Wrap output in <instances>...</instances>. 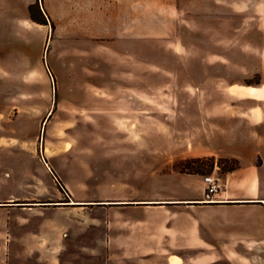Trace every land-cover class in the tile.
Segmentation results:
<instances>
[{
    "label": "rangeland",
    "instance_id": "374dc122",
    "mask_svg": "<svg viewBox=\"0 0 264 264\" xmlns=\"http://www.w3.org/2000/svg\"><path fill=\"white\" fill-rule=\"evenodd\" d=\"M185 2L183 8L192 11H179L178 30L172 34L178 44L174 42V54L165 60L153 46L162 18L159 11H147V88L169 84L174 93L147 96L145 127H122L118 136L106 126V112L96 114L75 105L87 104L90 89L82 79L75 84L83 69L74 63V37L56 41V23L41 10V0L28 11H0V264H185L180 257L192 255L169 258L160 248L163 237L174 233L177 218L182 230H175L188 232L189 210L169 207L167 213H155L141 205L103 204L172 197L177 185L166 173L185 179L195 175L189 169L178 170L186 160L209 159L200 175L218 181L240 167L238 159L220 154L228 146L222 143L238 135H224L217 127L230 122H215L224 112L237 117L235 128L248 134L249 112L244 107L248 89L261 82L255 71L264 61V15L253 13L264 11V0ZM30 7L46 24L32 19ZM256 38L258 51L251 46ZM58 48L65 61L58 57ZM173 56L185 77L163 84L155 75L175 71L168 63ZM226 105H236L238 111L225 112ZM96 121L102 127H89ZM121 151H129L128 160L115 165ZM213 151L219 154L210 155ZM262 162L257 156L256 164ZM243 175L235 185L245 189L259 180L264 192V167ZM195 214L209 228L215 223L207 229L209 237L228 241L245 228L264 225V211L216 209ZM249 220L256 222L243 228L241 223ZM170 241L165 240L166 251ZM193 258V264L252 259L232 254L222 262H214V256Z\"/></svg>",
    "mask_w": 264,
    "mask_h": 264
},
{
    "label": "crops",
    "instance_id": "0c3cea01",
    "mask_svg": "<svg viewBox=\"0 0 264 264\" xmlns=\"http://www.w3.org/2000/svg\"><path fill=\"white\" fill-rule=\"evenodd\" d=\"M36 2L37 0H0V11H28V7ZM183 3L186 4L185 0H41V10L47 11L52 22L56 23L58 32L56 41H60L61 38L74 37V63L79 62L77 66L83 69L79 72L80 78L76 77L75 84L82 79L85 81L86 88L90 89L87 104H82L83 101L79 103L75 101V105H79L81 109L88 108L96 114L106 112L110 116L106 119V126L113 129L114 136H118L117 130L122 127H145L147 96L174 93L172 87L167 88L169 84L161 88H147V11H159L162 18L160 29L155 35V45H152L157 46L160 51L156 49L160 52L161 59L165 60L167 54L174 52V42L178 44L172 34L178 30L179 11H192L183 8ZM259 13L264 15V11H254L253 14L258 15ZM255 23L257 27V18ZM254 45L258 51L257 38L251 41V46ZM53 48L54 44L52 51ZM57 55L58 57L63 56L61 58L65 61V54L61 48H58ZM168 63L169 68H174L175 71L162 72L155 77L159 78L163 84L167 80L184 79L185 74L177 69L178 59L173 56ZM181 63H183L182 59ZM10 70L8 66L9 75H11ZM255 72L260 75L261 82L248 89L249 102L244 107L246 108L244 111L249 112L248 119H245V123L248 124L246 125L248 134H243V129L235 128L234 122L238 120L235 116L232 117L222 112L219 116L222 120L218 119L215 122L216 124L222 123L221 125H224L226 121L230 122L228 125L217 127L223 129L224 135L226 132L238 135L229 142L222 140L225 142L222 144L228 146L221 149L220 154L232 156L240 162L238 169L220 178L222 183H220L219 193L207 199L203 176L199 174L190 175L188 179H185L167 172L166 175L174 178L177 185L172 197L144 198L143 201L132 203L112 202L115 203L112 205H141V208H145L144 210L148 208L156 210L155 213H167L169 207L190 211V220L186 224L188 232L185 235L180 232L182 228L178 227L180 220L177 218L175 223L177 226H172L174 233L169 238L163 237L160 248L161 254L166 257H179L178 255H184V252L190 253L192 254L190 257H180V259L185 264H193L194 256H214V262H222L226 255L232 254L237 257H252L247 263L242 261L238 263L239 260L235 259L234 264H264V238L260 237L264 233V225L254 229L251 226L245 228L247 231L237 233L232 236L233 238L231 237L232 240L228 241L223 237L218 238L217 235L209 237L207 229H213L215 223L209 228V223L199 219L195 214L200 210L216 209H239L246 213L264 211V192L258 185L259 180H257V185L254 184L245 189H240L235 185L239 177L245 176L243 174L247 171H258L259 168L264 167V103H261V97H264V61L260 63V67H257ZM226 106L223 108L225 112L238 111L236 105H230L234 109L232 107L227 109L230 106ZM158 112L161 110L158 109ZM93 126L97 129L102 127V123L100 121H96L95 124L90 123L89 127ZM119 153L115 156L118 160L115 165H119L130 155L129 151ZM213 154L219 153L216 151L210 153V155ZM257 156L263 160L259 165L256 164ZM124 173L126 175L127 171ZM150 184L156 185L158 182L151 181ZM253 221L256 222V220ZM253 221L249 220L241 225L244 228ZM176 228H180V231H176ZM170 239L168 244L170 250L166 251L165 240ZM150 243L155 244L156 242ZM141 247L144 246L141 245ZM137 249L139 250L138 247ZM172 249L174 250L171 251Z\"/></svg>",
    "mask_w": 264,
    "mask_h": 264
},
{
    "label": "trees",
    "instance_id": "16d2710c",
    "mask_svg": "<svg viewBox=\"0 0 264 264\" xmlns=\"http://www.w3.org/2000/svg\"><path fill=\"white\" fill-rule=\"evenodd\" d=\"M33 9H35V7H30L29 8V13L31 15V17H33L32 19H34L35 21L41 23V24H46V20L45 19H42V21L40 20H37L31 13V11H33ZM36 10V9H35ZM205 160H209V159H194V160H186L184 163H182V166H179L177 168H179L178 170L179 171H182V170H185V169H189L192 171V174H201V169L204 167L205 165ZM193 165H196L197 167L194 168ZM237 167L236 166H232L231 168L229 169H226V172H229V171H232L234 170L235 168ZM52 174L54 175V179L56 180L57 182V186L59 188L60 191H64L65 188L64 186L60 183L59 179H57V177L55 176V174L52 172Z\"/></svg>",
    "mask_w": 264,
    "mask_h": 264
},
{
    "label": "built area",
    "instance_id": "2783aa9c",
    "mask_svg": "<svg viewBox=\"0 0 264 264\" xmlns=\"http://www.w3.org/2000/svg\"><path fill=\"white\" fill-rule=\"evenodd\" d=\"M203 183L207 199H211L214 195L219 193L221 189L218 179L214 178L212 175L203 177Z\"/></svg>",
    "mask_w": 264,
    "mask_h": 264
},
{
    "label": "water",
    "instance_id": "95a60500",
    "mask_svg": "<svg viewBox=\"0 0 264 264\" xmlns=\"http://www.w3.org/2000/svg\"><path fill=\"white\" fill-rule=\"evenodd\" d=\"M103 204H115V203H103ZM69 205V204H68ZM77 205H86V204H82V203H79Z\"/></svg>",
    "mask_w": 264,
    "mask_h": 264
}]
</instances>
